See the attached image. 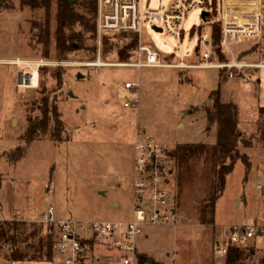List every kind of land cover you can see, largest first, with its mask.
<instances>
[{
  "label": "rangeland",
  "instance_id": "1",
  "mask_svg": "<svg viewBox=\"0 0 264 264\" xmlns=\"http://www.w3.org/2000/svg\"><path fill=\"white\" fill-rule=\"evenodd\" d=\"M15 1L13 8L0 9L1 219L39 223L51 206L59 217L131 218L138 135L151 134L168 149L179 142L216 141L217 128L208 122L205 104L219 84L223 100L239 105L240 128L247 134L257 133L264 103V67H248L244 75L232 78L217 67H134L121 64L127 61H121L116 51L103 56L104 32H99L94 60L43 57L29 45L34 12L28 7L22 9ZM144 1L146 15L163 12L171 2ZM202 11L198 8L190 12L183 41L167 30H156L149 22L141 29L139 44L141 37L142 43L158 50L162 62H180L182 56L188 63L199 61L205 46L196 50L200 35L195 33L199 28L192 26L203 24L200 32L205 28L211 31ZM248 43L237 45V50ZM259 43L264 45V38ZM256 48L243 59L258 60L259 46ZM17 58L46 61L40 68L43 79L37 88L18 84L19 71L25 65L11 62ZM99 58L111 64L88 63ZM52 72H59L61 79L52 77ZM126 80L140 83V112L124 105V99L134 95V90L125 86ZM43 83L46 88L41 92ZM45 95L57 99L65 121V141L57 143L46 135L29 144L17 161H11L16 146L25 144L20 135L26 129L28 113L39 111ZM242 150L249 154L250 166L247 168L243 159L236 162L217 201L214 225L203 224L198 218V207L211 184L210 163L199 164L197 175L202 180L196 189L186 187L182 194L176 178L166 173L171 178L164 186L180 220L145 225L139 236L141 253L158 264H215L217 239L224 227L235 223L264 225V187L259 186L264 183V147L256 141L251 147L242 146ZM180 198L184 201L181 204ZM0 264H59V259L10 261L0 257Z\"/></svg>",
  "mask_w": 264,
  "mask_h": 264
},
{
  "label": "built area",
  "instance_id": "2",
  "mask_svg": "<svg viewBox=\"0 0 264 264\" xmlns=\"http://www.w3.org/2000/svg\"><path fill=\"white\" fill-rule=\"evenodd\" d=\"M147 4L144 0H98V29L105 31H127L140 34L142 27L149 22L160 26L183 41L185 22L190 12L201 8L208 11L205 23L211 31L200 35L198 46L201 48L200 60L186 62L184 56L180 62H162L158 60L157 49L141 42L136 50L135 59L121 64L134 67L173 66L217 67L227 72L228 77L244 75L248 67H264V0H171L163 12L151 11L145 14ZM217 15L220 17L217 19ZM215 18V19H214ZM220 26V42L215 44L213 25ZM203 25V24H201ZM199 26H192L199 28ZM191 28V31H192ZM191 33V32H190ZM249 42L244 49L237 45ZM260 44V45H259ZM259 46L258 60H244ZM217 48L226 59H220ZM101 59V58H99ZM14 63L25 65L19 71L18 84L26 88L40 85V68L46 64L44 59H14ZM139 82L126 80L125 86L134 90V95L124 99V105L140 112ZM135 149V179L133 216L117 220H80L56 215V208L50 207L48 214L40 220L46 232L54 237L53 255L59 264H93L100 259L97 249L113 248L117 253L108 254L104 264H141L139 260V236L147 224L166 223L180 220L177 206L170 199L164 184L170 182L166 168L172 160L165 144L157 141L153 135L139 134ZM264 187V183L259 184ZM241 248H256L254 259L246 264H264V225L235 223L224 227L217 239L215 264H236L228 261L232 251ZM96 255V256H95ZM100 256V255H99ZM150 264V263H149Z\"/></svg>",
  "mask_w": 264,
  "mask_h": 264
},
{
  "label": "trees",
  "instance_id": "3",
  "mask_svg": "<svg viewBox=\"0 0 264 264\" xmlns=\"http://www.w3.org/2000/svg\"><path fill=\"white\" fill-rule=\"evenodd\" d=\"M19 6L30 8L34 15L30 19L29 45L43 57L53 55L60 59L94 60L98 55V0H18ZM15 0H0L1 8H13ZM200 29V27H199ZM214 42H220V26L213 25ZM139 44V33L127 31H105L103 34V53L116 51L121 61H131L135 57ZM200 47L198 46V49ZM220 59H226L217 48ZM52 77L61 79L59 72H52ZM42 74L40 73V83ZM46 84L43 83L44 92ZM222 84L209 94L205 104L207 120L217 130V139L208 141L179 142L168 149L173 164L166 172L176 178V186L182 194L184 188L196 189L202 177L197 175L199 164L210 163L211 184L208 193L198 207L199 221L203 224H215V212L218 199L226 187L229 174L234 170L239 159L250 166L249 154L242 146H253L259 142L264 147V105L260 106L257 133L247 134L240 128L239 105L234 101H225L222 97ZM38 105L37 113H28L27 126L20 135L25 144H18L10 155L11 161H17L27 152L29 144L46 135L57 143L65 141V121L57 99L45 95ZM25 145V146H24ZM180 198L179 204L183 203ZM44 229V232H43ZM45 234V235H44ZM54 237L46 232L42 222L27 219H0V255L3 252L12 261L53 260ZM256 248H241L229 255L228 261L236 264L251 262ZM141 264L152 262L147 254L139 252ZM264 262V259L261 260Z\"/></svg>",
  "mask_w": 264,
  "mask_h": 264
},
{
  "label": "crops",
  "instance_id": "4",
  "mask_svg": "<svg viewBox=\"0 0 264 264\" xmlns=\"http://www.w3.org/2000/svg\"><path fill=\"white\" fill-rule=\"evenodd\" d=\"M13 62V59L12 61ZM264 105V103H262ZM1 219V218H0ZM34 219H37V218H34ZM138 247H139V240H138ZM7 253L9 251H6ZM139 252H142L140 249H139ZM114 253H117V250L113 249V248H110V249H105V248H101V249H97V256L100 258V259H93L92 260V263L93 264H104L107 262V255L108 254H114ZM95 255V256H96ZM100 255V256H99ZM0 257H3V258H6L7 260H10L8 257H6L5 255L4 256H0ZM158 260H162V259H158ZM11 261V260H10ZM20 261H26V260H20ZM27 261H35V260H27ZM41 261V260H40ZM44 261V260H42ZM158 262V261H157Z\"/></svg>",
  "mask_w": 264,
  "mask_h": 264
},
{
  "label": "water",
  "instance_id": "5",
  "mask_svg": "<svg viewBox=\"0 0 264 264\" xmlns=\"http://www.w3.org/2000/svg\"><path fill=\"white\" fill-rule=\"evenodd\" d=\"M207 14H208V11H204V12H203V16H204V18L206 17ZM154 28H155L156 30L163 31V28L160 27V26L154 25ZM151 264H158V262H157L155 259H153L152 262H151Z\"/></svg>",
  "mask_w": 264,
  "mask_h": 264
},
{
  "label": "bare ground",
  "instance_id": "6",
  "mask_svg": "<svg viewBox=\"0 0 264 264\" xmlns=\"http://www.w3.org/2000/svg\"><path fill=\"white\" fill-rule=\"evenodd\" d=\"M18 59V58H17ZM14 60V59H13ZM89 64H95V65H102V64H111V63H107L102 61V59H98L96 61H92V62H88ZM117 64V63H116Z\"/></svg>",
  "mask_w": 264,
  "mask_h": 264
}]
</instances>
